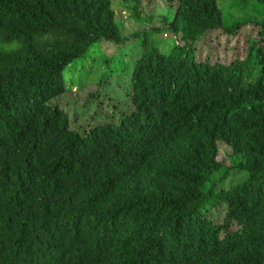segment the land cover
Masks as SVG:
<instances>
[{"label":"trees","instance_id":"1","mask_svg":"<svg viewBox=\"0 0 264 264\" xmlns=\"http://www.w3.org/2000/svg\"><path fill=\"white\" fill-rule=\"evenodd\" d=\"M120 1L189 45L131 46L132 110L81 133L63 72L127 51L112 0H0V264H264V19L227 61L196 46L244 25L218 0Z\"/></svg>","mask_w":264,"mask_h":264},{"label":"rangeland","instance_id":"2","mask_svg":"<svg viewBox=\"0 0 264 264\" xmlns=\"http://www.w3.org/2000/svg\"><path fill=\"white\" fill-rule=\"evenodd\" d=\"M150 1L144 0L143 3H150ZM157 2L161 5L158 6L160 13H164L166 7L176 5V0L173 2L157 0ZM218 3L222 9L224 27L236 22H241L244 25L236 34L210 33L211 40L208 44V35H206L207 41L204 37L203 40L200 39L196 43V46L199 49V47L203 48L208 45L212 49L207 47V50L211 51L214 58L230 61L236 55L243 56L246 53L245 38L249 34L257 37L254 32L256 31L255 25L257 21L264 19V3L257 0H218ZM112 6L116 10L115 19L120 26L122 35L128 37L122 46L123 49L127 48V51L120 52L119 44L102 39L84 56L67 66L63 72L66 86L72 88L60 97L57 103L68 111L72 126L81 133H86L96 124L105 122L109 119L110 114L114 115L113 120H118L117 117L122 116L120 113L132 110L130 77L135 56L128 54L131 46L141 43L144 39L150 46L156 45L164 52H168L175 43L189 45L182 38L180 32L177 36L174 35L172 30L164 25L161 17L154 16L151 19L142 15L137 20L130 17L129 11L124 8L120 0H112ZM17 45V41H13L3 44L2 47L11 49L16 48ZM202 50L204 51L206 48ZM126 59L129 63V70L121 66V63L124 64L127 61ZM102 74L103 78L98 81ZM85 82L86 84H84ZM82 84L84 85L81 87ZM230 153L231 148L220 142L219 161L230 165ZM225 212V205L220 204L212 209L210 217L216 222H221Z\"/></svg>","mask_w":264,"mask_h":264}]
</instances>
